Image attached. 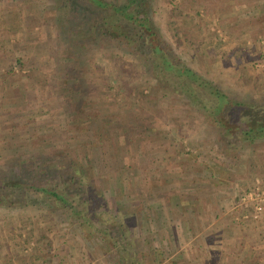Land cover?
<instances>
[{
    "label": "rangeland",
    "instance_id": "374dc122",
    "mask_svg": "<svg viewBox=\"0 0 264 264\" xmlns=\"http://www.w3.org/2000/svg\"><path fill=\"white\" fill-rule=\"evenodd\" d=\"M150 2L183 64L233 100L263 106L264 0ZM58 8L55 0H0L1 174L69 194L63 205L28 186L2 191L15 202L0 205V264L215 261L217 251L198 246L214 231L198 233L217 212L247 223L264 216L243 218L237 205L256 180L264 186V138L219 129L202 107L213 98L185 97L179 77L141 62L129 77L97 38L92 49L73 50ZM69 55L86 83L78 111L57 73ZM45 165L60 175H45ZM68 166L79 180L60 177Z\"/></svg>",
    "mask_w": 264,
    "mask_h": 264
},
{
    "label": "trees",
    "instance_id": "16d2710c",
    "mask_svg": "<svg viewBox=\"0 0 264 264\" xmlns=\"http://www.w3.org/2000/svg\"><path fill=\"white\" fill-rule=\"evenodd\" d=\"M55 1L59 4V20L63 24L64 35L68 34L71 40L75 41V44L71 45L73 50L92 49L93 44L90 39L97 38L104 45V48H109L108 53L112 55H110L112 64L122 69L129 77L134 74V69L141 63L145 70L148 69V72L152 70L160 76L167 77L172 74L177 78L179 77L182 80L177 82L185 97H191L194 101L199 99V94L203 97L208 95L213 98L214 105H202V107L204 110L211 111L212 121L219 129L227 134L239 133L250 141L264 138V104L262 107L256 108L257 105L255 104L233 100L230 95L217 88L216 85L203 79L190 66L183 64L177 57L174 47H171L170 42L153 21L150 0H121V2L120 0ZM172 14L170 13L171 17L174 15ZM101 15L108 21L102 22L100 20ZM175 21L173 18L171 23L174 28H177ZM175 40L176 46H182L180 37L176 36ZM69 56L61 64L60 70L59 67L57 68V73H61L60 77L64 81L63 91L74 94L65 100L72 102L71 105L78 111L84 104L86 83L81 80V73L78 74L77 72L76 59L74 57L71 59V55ZM128 85L129 81L124 80L121 89H126ZM134 88L136 86L132 89ZM239 108L244 110H239ZM252 108L253 110H251ZM44 158L46 159V157ZM45 167V175H60L55 167H48L47 165ZM9 172L12 173L11 170ZM79 173L76 169H70L68 166V171L60 177L76 181L75 179H80ZM31 181L15 173L11 176L2 175L0 171V205H10V203L15 202L4 197L2 191L24 186L32 187L35 192L53 197L54 202H60L63 205L68 203L69 194L66 190L35 186Z\"/></svg>",
    "mask_w": 264,
    "mask_h": 264
},
{
    "label": "crops",
    "instance_id": "0c3cea01",
    "mask_svg": "<svg viewBox=\"0 0 264 264\" xmlns=\"http://www.w3.org/2000/svg\"><path fill=\"white\" fill-rule=\"evenodd\" d=\"M217 213L209 225L211 228L198 233L208 235L213 230V241L203 238L198 241V246L203 251H217L219 257L217 261L199 259L196 264H264V216L260 221L247 223L239 219L240 213ZM62 258L59 256L53 264H62Z\"/></svg>",
    "mask_w": 264,
    "mask_h": 264
},
{
    "label": "built area",
    "instance_id": "2783aa9c",
    "mask_svg": "<svg viewBox=\"0 0 264 264\" xmlns=\"http://www.w3.org/2000/svg\"><path fill=\"white\" fill-rule=\"evenodd\" d=\"M260 180L244 192H240L237 197V205L240 206L242 217L251 220H258L264 212V188Z\"/></svg>",
    "mask_w": 264,
    "mask_h": 264
}]
</instances>
